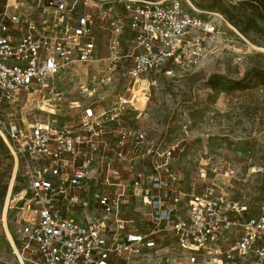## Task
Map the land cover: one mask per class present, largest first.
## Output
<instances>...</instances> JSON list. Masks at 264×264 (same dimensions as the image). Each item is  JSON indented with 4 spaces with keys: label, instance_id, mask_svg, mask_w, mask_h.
<instances>
[{
    "label": "built area",
    "instance_id": "obj_1",
    "mask_svg": "<svg viewBox=\"0 0 264 264\" xmlns=\"http://www.w3.org/2000/svg\"><path fill=\"white\" fill-rule=\"evenodd\" d=\"M3 1L0 137L26 183L20 263L264 264V207L182 187L177 147L127 127L131 101L102 97L120 79L133 92L168 64L197 67L217 22L181 0ZM83 64L104 66L79 88L87 102L66 90Z\"/></svg>",
    "mask_w": 264,
    "mask_h": 264
},
{
    "label": "rangeland",
    "instance_id": "obj_2",
    "mask_svg": "<svg viewBox=\"0 0 264 264\" xmlns=\"http://www.w3.org/2000/svg\"><path fill=\"white\" fill-rule=\"evenodd\" d=\"M181 1L218 24L220 34L208 44L202 62L194 68L168 64L133 92H127V81L117 80L102 97L106 104L114 96L131 101L126 126L144 132L155 146L177 147L172 166L182 187L214 184L257 212L264 207V0ZM3 5L0 0V12ZM103 68H71L75 77L67 80L66 90L73 100L89 101L79 88L91 85ZM63 110L60 118L78 122L80 110ZM25 187L0 137V264H21L8 232L19 247ZM134 209L128 211L131 218L139 216Z\"/></svg>",
    "mask_w": 264,
    "mask_h": 264
},
{
    "label": "bare ground",
    "instance_id": "obj_3",
    "mask_svg": "<svg viewBox=\"0 0 264 264\" xmlns=\"http://www.w3.org/2000/svg\"><path fill=\"white\" fill-rule=\"evenodd\" d=\"M14 160H15V164H16V168H17V160H16L15 158H14ZM10 191H11V188H10ZM9 193H10V192H9ZM8 238H9V240L11 241V243H12L14 249L16 250L15 242H14V240L12 239V237H11V235H10L9 232H8Z\"/></svg>",
    "mask_w": 264,
    "mask_h": 264
}]
</instances>
